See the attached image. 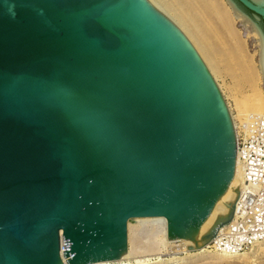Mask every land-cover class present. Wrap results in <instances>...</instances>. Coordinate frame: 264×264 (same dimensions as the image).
<instances>
[{"label":"water","instance_id":"water-1","mask_svg":"<svg viewBox=\"0 0 264 264\" xmlns=\"http://www.w3.org/2000/svg\"><path fill=\"white\" fill-rule=\"evenodd\" d=\"M235 171L225 102L154 0H0V264L117 259L134 217L194 236Z\"/></svg>","mask_w":264,"mask_h":264},{"label":"bare ground","instance_id":"bare-ground-1","mask_svg":"<svg viewBox=\"0 0 264 264\" xmlns=\"http://www.w3.org/2000/svg\"><path fill=\"white\" fill-rule=\"evenodd\" d=\"M154 1L172 21L177 30H179L186 39L188 37L191 40L208 73L215 76V79L220 77L223 70H221V66L218 62L219 60L217 61L219 58H215L216 56L212 54L211 49L208 46L209 42L204 40L205 37L201 38V32H198L197 27L192 20L187 17L185 11H178L172 7V5L168 4L166 0ZM184 1L188 3L189 8H191L192 13H194L195 16L199 15L202 20L207 21L206 24L209 29L214 31L217 40H221V45L224 44L226 46L228 49V51H226L230 53L229 55H231V57H233L231 58L229 56L230 59H234L237 62V67L242 71L244 79L249 82L252 89H254L255 97L259 104L256 106H250L249 104L248 106H243L245 109L244 113L238 117L242 120L253 115L264 113V90L261 92L256 88V83L260 79L264 83V40L259 29L254 25L256 33L255 37L258 39L259 44V61L258 64L255 65L247 55L245 46L242 42L243 38L241 39L240 32H238L235 27L236 21L245 20L247 16L232 6L230 2L231 9L221 0ZM254 1L260 4L264 3V0ZM184 34H186L187 37ZM187 41L190 43L188 39ZM232 60L231 63L234 62V60ZM236 165L237 171L233 173L227 188L218 197L209 215L202 222L197 234L194 236L186 238L168 237L166 232V222L162 217L130 218L127 221V246L120 253L119 257L114 260L90 262L87 264H176L186 259H189L188 261L206 260L209 263L218 264L219 262H235L234 258L244 256L242 253L249 249H242L240 251H232L231 249L218 250L214 248L215 245L212 246L215 236L209 239L207 238V235L215 231L219 224L224 222L230 216L231 212H233L232 208L237 199L239 188H241L244 183L241 164L240 161H238L237 156ZM229 223L230 222L223 223L220 228H227ZM260 243H264V241H260L254 246ZM63 244L64 240L61 237V246ZM172 248H180L181 250L178 252H182L184 257L178 256L176 254L177 252H166L168 249ZM61 258V263L67 264L66 259L62 254ZM188 261L185 262L188 263Z\"/></svg>","mask_w":264,"mask_h":264},{"label":"built area","instance_id":"built-area-1","mask_svg":"<svg viewBox=\"0 0 264 264\" xmlns=\"http://www.w3.org/2000/svg\"><path fill=\"white\" fill-rule=\"evenodd\" d=\"M233 127L244 183L229 225L216 232L212 246L240 251L264 241V113L236 120Z\"/></svg>","mask_w":264,"mask_h":264},{"label":"rangeland","instance_id":"rangeland-1","mask_svg":"<svg viewBox=\"0 0 264 264\" xmlns=\"http://www.w3.org/2000/svg\"><path fill=\"white\" fill-rule=\"evenodd\" d=\"M226 6L229 8L231 7L230 3L227 0H221ZM166 2L178 11H185L187 17H189L194 25L197 27L198 32L200 33L201 38L205 37L204 40L206 42H209L208 46L211 49V52L217 61L219 62L221 66V76L218 78H214L215 76H211L213 79L217 89L219 90V93L221 94V97L223 98V101L225 102V105L227 107V110H229V113L232 117L233 122L236 120H241L240 115L244 113L243 106H256L258 105V100L255 97L254 89H252L249 82H247L244 77L242 71L237 67V62L234 60L233 63H231L229 55L230 53L227 52L228 49L223 44L221 45V40H217L216 36L214 35V31H211L209 27L207 26V21L202 20L199 15L195 16L194 13H192L191 8H189V5L184 0H166ZM241 7V6H240ZM231 9V8H230ZM242 11H244L249 17L242 21H236V30L240 32V36L242 39V42L245 46V50L247 55L249 56L250 60L257 65L259 61V48H258V39L255 37V27L252 24V21L256 22L258 26L262 29L264 32V19L263 18H255L251 12L241 7ZM186 36V34H184ZM187 37V36H186ZM187 39L190 41L192 47H194L191 40L187 37ZM223 46V47H222ZM225 47V48H224ZM194 50L196 51L197 55L201 59L199 53L194 47ZM227 50V51H226ZM214 52V53H213ZM216 53V54H215ZM218 53V54H217ZM230 56V57H229ZM233 58V57H231ZM202 60V59H201ZM232 60V61H233ZM223 61V62H222ZM203 63V62H202ZM224 63V64H222ZM204 64V63H203ZM222 64V65H221ZM224 65V66H223ZM205 66V65H204ZM206 68V67H205ZM223 68V69H222ZM258 85V86H257ZM256 88L258 91L264 90V83L260 79L256 83ZM246 252L242 253L244 256H240L238 258H234L235 262L232 261V263L227 262H219V264H264V243H260L256 246L248 248ZM179 249H168L166 252L168 253H174L178 256L184 257L182 252H178ZM243 257V258H242ZM189 260V259H188ZM187 259L184 261H180L176 264H218V263H209L206 260H194V261H188ZM240 260V261H239ZM185 261H188L186 263Z\"/></svg>","mask_w":264,"mask_h":264}]
</instances>
